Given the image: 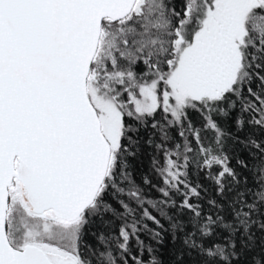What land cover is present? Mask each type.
Here are the masks:
<instances>
[{
    "label": "snow or ice",
    "instance_id": "1",
    "mask_svg": "<svg viewBox=\"0 0 264 264\" xmlns=\"http://www.w3.org/2000/svg\"><path fill=\"white\" fill-rule=\"evenodd\" d=\"M144 145L157 183L133 174ZM169 244L168 264H264V0H0V264Z\"/></svg>",
    "mask_w": 264,
    "mask_h": 264
},
{
    "label": "trees",
    "instance_id": "2",
    "mask_svg": "<svg viewBox=\"0 0 264 264\" xmlns=\"http://www.w3.org/2000/svg\"><path fill=\"white\" fill-rule=\"evenodd\" d=\"M215 118L221 124L222 127L227 129V131L235 132V126H234V122H233L234 117L231 119H226V118H222V117H215ZM189 119H191L193 124L196 126H200L203 123L202 117L200 116V114L198 112H195V111H190ZM173 134H175V133H173ZM238 134L241 137H243L245 135V133H238ZM142 135L145 137V139L147 138L146 132L142 133ZM235 147L237 148V151H235V153L233 154V158L231 160V165L234 168H236L237 170H240L239 166L237 165L236 157L245 155V153L240 152L238 149V146H235ZM150 155H151V149H149L147 147V145H144L142 148V151L138 154V156L131 161V163L134 166L133 174H134L138 183L142 182V177L145 174H147L151 179H153V183H157V181L155 179V174L151 170ZM193 179H194V181L198 180L201 184L205 185L209 189L208 195H211V196L216 195L214 187L212 185H210L209 182L207 180H205L202 175H194ZM148 194L151 197L157 196V193L154 189H149ZM108 199H110V198H108ZM217 199H218V197H217ZM153 214L158 215L155 212ZM158 218H160V217H158ZM160 219H161V223L164 224L166 227L167 221L164 220L163 218H160ZM150 227H155V226L150 224ZM141 239H144L146 242H150L149 238L146 235H144L143 233L141 234ZM170 247H171V245L169 244L167 247L162 249V259L164 260V264H168V260H169L168 248H170Z\"/></svg>",
    "mask_w": 264,
    "mask_h": 264
}]
</instances>
